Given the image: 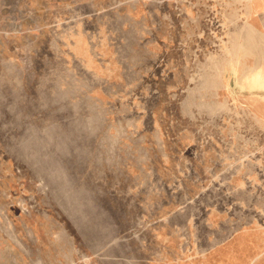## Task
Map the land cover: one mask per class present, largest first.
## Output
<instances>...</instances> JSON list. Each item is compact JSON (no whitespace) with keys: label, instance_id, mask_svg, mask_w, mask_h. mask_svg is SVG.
Here are the masks:
<instances>
[{"label":"rangeland","instance_id":"374dc122","mask_svg":"<svg viewBox=\"0 0 264 264\" xmlns=\"http://www.w3.org/2000/svg\"><path fill=\"white\" fill-rule=\"evenodd\" d=\"M260 5L264 0H0V264H123L149 256L142 241L150 233L117 229L112 215L123 214L125 224L132 200L141 199L128 176L149 172L141 164L150 153L132 146L143 137L127 132L132 99H175V87L164 88L156 72L133 88V44L156 71L160 49L173 70L181 52L180 77L171 82L184 86L183 97L255 99L264 110V79L251 80L264 67ZM230 84L237 95H229Z\"/></svg>","mask_w":264,"mask_h":264},{"label":"crops","instance_id":"0c3cea01","mask_svg":"<svg viewBox=\"0 0 264 264\" xmlns=\"http://www.w3.org/2000/svg\"><path fill=\"white\" fill-rule=\"evenodd\" d=\"M258 7L264 10V5ZM167 38L159 36L163 46ZM133 47L129 69L133 88L144 87L145 78L157 72L164 88L175 87L169 97L175 99H132L134 126L127 132L143 137L142 144L133 139L132 146L134 151L150 153L141 164L149 172L128 176V181L140 185L133 190H141V199L132 200L125 224L120 219L123 214L114 220L112 215V226L148 231L151 237L142 246L151 250L142 260L128 256L121 263L264 264V158L260 155L264 127L244 125L246 120L264 125L261 101L199 103L191 95L183 97L184 86L176 79L171 82L179 76L181 52L175 50L178 61L173 70L168 50L160 49L156 71L150 67V55L137 42ZM227 70L233 71L226 65ZM229 91L230 96L237 95L231 84ZM245 104L251 105L249 111L243 109ZM158 107L161 111L153 113ZM157 118L168 121L169 127H156ZM138 119L144 120L142 126Z\"/></svg>","mask_w":264,"mask_h":264},{"label":"bare ground","instance_id":"6f19581e","mask_svg":"<svg viewBox=\"0 0 264 264\" xmlns=\"http://www.w3.org/2000/svg\"><path fill=\"white\" fill-rule=\"evenodd\" d=\"M252 2V1H251ZM258 9L262 10V8L258 7ZM256 13V12H255ZM254 14V13H253ZM264 79V67H261L256 73L251 76V80L255 83L260 84L259 82Z\"/></svg>","mask_w":264,"mask_h":264}]
</instances>
